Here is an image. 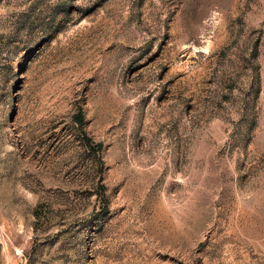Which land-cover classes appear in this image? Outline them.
Returning a JSON list of instances; mask_svg holds the SVG:
<instances>
[{
	"label": "rangeland",
	"instance_id": "1",
	"mask_svg": "<svg viewBox=\"0 0 264 264\" xmlns=\"http://www.w3.org/2000/svg\"><path fill=\"white\" fill-rule=\"evenodd\" d=\"M0 264H264V0H0Z\"/></svg>",
	"mask_w": 264,
	"mask_h": 264
},
{
	"label": "trees",
	"instance_id": "2",
	"mask_svg": "<svg viewBox=\"0 0 264 264\" xmlns=\"http://www.w3.org/2000/svg\"><path fill=\"white\" fill-rule=\"evenodd\" d=\"M75 119L78 123H81L82 120V114L81 112L78 110L77 113L75 114ZM84 141L85 143H87L89 140L87 139V137L84 135Z\"/></svg>",
	"mask_w": 264,
	"mask_h": 264
}]
</instances>
